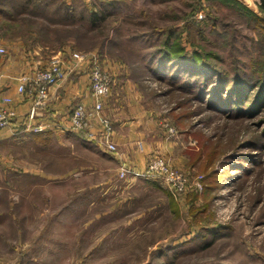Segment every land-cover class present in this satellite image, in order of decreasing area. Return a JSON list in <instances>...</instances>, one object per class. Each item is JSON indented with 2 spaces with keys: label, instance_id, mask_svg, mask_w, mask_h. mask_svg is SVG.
Instances as JSON below:
<instances>
[{
  "label": "rangeland",
  "instance_id": "obj_1",
  "mask_svg": "<svg viewBox=\"0 0 264 264\" xmlns=\"http://www.w3.org/2000/svg\"><path fill=\"white\" fill-rule=\"evenodd\" d=\"M26 1L0 0L8 53L14 47L19 53V42L29 50L46 46L38 53L47 64L63 56L71 62L73 51L95 53L118 93L103 98L100 112L130 169L120 176L119 160L82 134L63 131L50 142L11 134L0 145V264H264V160L246 163L228 188L218 184L231 168L238 134L240 141L253 133L255 121L223 119L191 104L170 111L178 96L150 68L170 29L188 30V47L217 52L221 65L231 54L250 64L263 53L260 27L216 2L192 12L187 0H121L91 22L86 7L48 0L39 10L44 6ZM167 123L176 127L172 135ZM139 140L147 145L143 152ZM186 148L199 160L190 162ZM155 153L189 176L186 195L143 173Z\"/></svg>",
  "mask_w": 264,
  "mask_h": 264
},
{
  "label": "trees",
  "instance_id": "obj_2",
  "mask_svg": "<svg viewBox=\"0 0 264 264\" xmlns=\"http://www.w3.org/2000/svg\"><path fill=\"white\" fill-rule=\"evenodd\" d=\"M117 1L121 0L106 1L101 4L102 7L98 6L95 9L85 5L81 7L88 9L89 19L92 22L97 17L101 18L107 13L109 15L110 12L103 13L104 9L110 8L112 11ZM248 1L264 13V0ZM193 2L190 3L194 10L192 12L199 11L204 6L210 8L211 4L216 2L243 14L246 19L254 21L255 25L260 27L261 39L257 42V50L263 53L261 58H256L250 64H245L231 54L233 59L228 66L221 65L218 62L217 52L206 49L200 43L191 44L193 48L188 47L185 41L188 30L179 31V29L166 31L158 49L151 56L157 58L150 67L154 70V74H159L157 81H167L166 92H175L178 96L176 98L178 101L169 108L170 111L177 107L188 110L187 105L191 104L196 108L210 110L223 119H236L238 122L240 120L249 124L255 121L253 133L244 132L240 141L238 134L234 143L235 152L229 158L231 168L221 173L218 179L220 189H226L230 179L237 176L236 172L239 175V169L246 168V163L255 164L261 158L264 160V20L241 0H194ZM66 6L73 9L75 5ZM135 81L137 82L138 79ZM166 92L164 93L169 94ZM157 94L163 95V93L155 95ZM184 114L187 116L188 112L185 111ZM187 154L192 163L200 158L197 155L195 158L192 156V149H188ZM216 174L220 173L216 172Z\"/></svg>",
  "mask_w": 264,
  "mask_h": 264
},
{
  "label": "crops",
  "instance_id": "obj_3",
  "mask_svg": "<svg viewBox=\"0 0 264 264\" xmlns=\"http://www.w3.org/2000/svg\"><path fill=\"white\" fill-rule=\"evenodd\" d=\"M106 1L109 2L112 0H64L66 5H85L92 9L97 8L99 5L100 7H102L101 4ZM26 2L31 3L33 7L43 5L44 7H40L39 10H44V8H46V4L49 6L51 5L48 0L43 2H41L40 0H27ZM187 2L191 3L193 2V0H187ZM140 4L143 5L146 4V2H140ZM249 8L252 10L251 7ZM48 10L49 12H51L52 8L49 7ZM0 39L5 44V40H3L2 37H0ZM18 44V46H20L19 53H17V48L14 47L12 48V52L14 53H8L7 51L6 54H0V106L5 105L14 113L11 125L0 131V145L10 139L11 134H15L17 132H24L25 134H28L29 136L34 138L37 142H50L53 137L57 136V134L60 132H72L66 128L64 123L66 122V116L68 112H70V110L72 109L74 102L81 101L84 103H92L94 101L90 94H88V61H79L76 64V67L73 69V65L71 63H73L74 60L70 62V60H67V58L65 59V56H63V77L59 80L57 84L49 87L48 98L42 101L41 105L35 107V113L31 117L29 116V112L31 110V107L34 105L35 100L38 98L37 92L33 91L30 93L26 92L20 94L17 91V85L20 82V74L28 71V68L31 70V68L34 66H39V68H43L48 65V60L46 62L42 58L41 54L38 53L40 51L38 48L42 49L46 48V46H36L37 48L29 50L26 49L21 42H19ZM30 77L32 78V76ZM127 87H132L133 91L134 88L138 90L137 86L133 87L131 85ZM137 90L135 91V93L136 95H139V91ZM133 91L131 94L132 96H135ZM121 93L123 94L124 91H121ZM113 94L116 95L118 93L113 92L112 88L109 95L111 96ZM6 97H10L11 100L9 102H4L3 99ZM116 99L117 98H115V100ZM115 109H118V106L115 107ZM82 135L95 142L94 138L89 137L85 134ZM113 138L117 144L116 151L111 152L108 151L104 146L101 147L103 149H106L109 154L114 155L119 160L118 170L125 167L130 169L128 161H124V159H122L121 155L123 153L120 151L117 142L119 139L117 134L115 133V129ZM145 146L147 145H145L142 140H139L137 142L139 152H143L145 150ZM186 163L188 164L187 158Z\"/></svg>",
  "mask_w": 264,
  "mask_h": 264
},
{
  "label": "built area",
  "instance_id": "obj_4",
  "mask_svg": "<svg viewBox=\"0 0 264 264\" xmlns=\"http://www.w3.org/2000/svg\"><path fill=\"white\" fill-rule=\"evenodd\" d=\"M7 48L4 42L0 39V54H5ZM71 59L75 61L72 66L74 69L76 64L85 59L88 61L89 68V85L88 90L94 101L91 104H86L77 101L70 112L66 116L64 123L69 131L82 133L95 139V142L104 146L108 151H116L117 144L112 139L114 129L112 123L101 113L103 107V98L108 97L112 87V75L103 63L97 58L94 53L72 52ZM63 61L61 59L52 60L47 66L38 68L34 71L32 78L29 75H23L21 81L17 85V91L20 94L37 92L38 98L31 107L29 116L35 113V107L42 104V101L48 98V89L59 82L63 77L64 71L62 68ZM4 102H9L10 97L3 99ZM13 111L5 105L0 106V131L9 127L13 119ZM39 129V128H35ZM166 129L171 135L175 132V128L166 124ZM128 169L121 168L120 176H124ZM143 173L147 175H156L166 180L172 191L179 195H186L190 191L192 182L189 176L181 169L170 165L160 154H152L146 161ZM135 174H138L137 172Z\"/></svg>",
  "mask_w": 264,
  "mask_h": 264
}]
</instances>
